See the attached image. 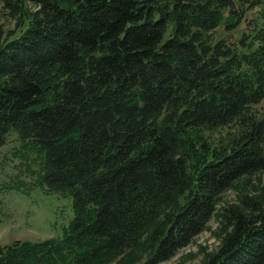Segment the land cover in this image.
<instances>
[{
	"label": "trees",
	"instance_id": "16d2710c",
	"mask_svg": "<svg viewBox=\"0 0 264 264\" xmlns=\"http://www.w3.org/2000/svg\"><path fill=\"white\" fill-rule=\"evenodd\" d=\"M0 1L24 20L0 29V146L15 134L75 211L0 264H160L215 216L205 264H264V187L219 209L264 173V18L214 38L264 0Z\"/></svg>",
	"mask_w": 264,
	"mask_h": 264
},
{
	"label": "rangeland",
	"instance_id": "374dc122",
	"mask_svg": "<svg viewBox=\"0 0 264 264\" xmlns=\"http://www.w3.org/2000/svg\"><path fill=\"white\" fill-rule=\"evenodd\" d=\"M28 7L31 9V5ZM263 18L264 10L258 5L247 13L237 29L228 32L222 26L216 30L214 38L236 41L242 37L248 21ZM19 23L24 24L23 15H14L0 1V29L14 32L21 28ZM255 109L260 116L264 115V103ZM219 133L222 132L210 134L211 139L217 141L215 136L219 137ZM38 170L37 154L24 148L15 134L0 146V248L16 241L42 242L62 238L75 216L72 196L50 191L44 183H39L35 176ZM262 187L264 173L250 177L248 182H238L222 195L219 209L240 204L245 194H258ZM219 222V217L215 216L192 244L160 264H205L207 255L220 246Z\"/></svg>",
	"mask_w": 264,
	"mask_h": 264
}]
</instances>
